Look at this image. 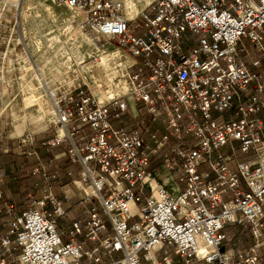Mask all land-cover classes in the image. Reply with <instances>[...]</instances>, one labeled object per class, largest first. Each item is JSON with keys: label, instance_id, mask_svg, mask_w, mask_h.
<instances>
[{"label": "built area", "instance_id": "2783aa9c", "mask_svg": "<svg viewBox=\"0 0 264 264\" xmlns=\"http://www.w3.org/2000/svg\"><path fill=\"white\" fill-rule=\"evenodd\" d=\"M51 1L81 15L93 44L124 53L111 60L116 97L99 102L82 75L46 84L56 130L42 145L65 144L80 201L104 218L89 206L83 226L59 229L71 192L52 191L24 132L17 152L44 184L30 207L0 206V264H264V0H149L133 18L128 0ZM22 14V0H0V104L15 98L27 59ZM163 168L176 194L156 176ZM227 226L247 228L252 243L224 249Z\"/></svg>", "mask_w": 264, "mask_h": 264}, {"label": "rangeland", "instance_id": "374dc122", "mask_svg": "<svg viewBox=\"0 0 264 264\" xmlns=\"http://www.w3.org/2000/svg\"><path fill=\"white\" fill-rule=\"evenodd\" d=\"M22 13L19 32L27 59L24 60V69L17 79L15 98L7 95L0 104V130L3 131L2 136L10 137L9 133L14 127L21 125L18 128L19 134L13 137L27 131L39 137L40 131L37 129L44 126L52 127L53 133L56 130V116L45 88L42 87L44 82L51 88L82 75L93 85V89L99 83L103 90H107L108 85L102 76L103 69L98 63V57L115 52L112 58L115 59L124 53L116 47L109 49V44L104 49L93 44L79 31L81 15L65 4L53 3L51 0H22ZM123 62H129L128 58L124 61L120 58L119 63ZM117 63L118 61H110L115 70H118ZM111 76L108 72L107 77ZM118 77L120 79L119 70ZM66 156L70 159L67 154ZM156 176L162 181L165 178L163 172ZM80 194L81 198L83 192ZM81 207L83 206L80 209Z\"/></svg>", "mask_w": 264, "mask_h": 264}, {"label": "crops", "instance_id": "0c3cea01", "mask_svg": "<svg viewBox=\"0 0 264 264\" xmlns=\"http://www.w3.org/2000/svg\"><path fill=\"white\" fill-rule=\"evenodd\" d=\"M135 2L140 1L137 3V7L135 10H133V14L129 18H133L136 14L140 12V10L143 8L144 4L141 0H133ZM129 8V7H128ZM262 64L264 65V59L261 60ZM251 68V67H250ZM33 121H31L32 123ZM121 125H125L127 127H130L131 122L128 119H124L121 123ZM22 127L20 126H15L14 130L9 133L10 137H6L5 135L2 136L3 131L0 130V176L2 180L0 181V190L2 191V199H0V206L6 204V203H19L20 197L18 195V189L20 187H24L26 185V176L37 167L38 163L32 160L29 157H26L24 155H20L17 152L16 149V137H13L17 134H19L18 128ZM40 131L39 137H35V149L37 153L39 154L40 157V162L46 166L47 169V174L50 176L49 178V183L51 186L52 191L55 194H60V191L67 187L70 192H71V199L67 204V211L64 217L60 218L59 220V229H64V228H69L71 223L74 221H77L80 223L81 226H83L84 221L86 219V210L89 208V206H95L101 215L102 218H104V215L101 211V209L98 207L97 203L94 200H91L89 202H86V205H83L85 203L80 201V192L82 191L79 187V183H76L78 179V169L79 166L77 163H72L70 159L66 156L65 152V144L63 146L57 147V149H54L51 151L49 155L43 152L42 149V142L46 141L54 136L53 133V128L51 129L50 126H44L43 128L37 129ZM16 156L18 159H21L23 157L26 158L27 164H15L16 166V179L13 181L11 180L12 178L10 177L11 171H10V164H7L8 162V157L9 156ZM67 157V158H66ZM44 158H47L45 161ZM61 163V164H59ZM62 169H66L69 172L70 175V180L66 183H61L58 181H53L51 180L56 174L61 173ZM163 172L165 174V178L162 181L169 191L172 194H176L178 191L177 184L174 180V177L172 174H170L166 169L163 168L160 173ZM157 173V174H160ZM55 174V175H54ZM37 176L40 174L36 173ZM75 180V182H74ZM40 182L34 183L35 186V193L34 194H29L30 200L32 198L38 197L41 193V188L44 184V181L42 179L40 185L38 186ZM78 184V185H77ZM82 197V196H81ZM74 201V202H72ZM81 207L80 209V206ZM264 233V230H263ZM108 234V231H102L101 235L104 236ZM225 234L226 238L224 240L223 248L228 250V249H233V250H240L242 248L247 247L248 245L251 244V235L248 231L247 228H243L241 226L237 227H230L227 226L225 227ZM70 235L67 233L63 235L64 240L70 239ZM76 242H80L84 240V234L78 233L75 234L72 238ZM87 245V244H86ZM259 254L264 260V246L259 249ZM159 256H161V252L158 253ZM111 258L113 259H119L121 257V254L119 252H113L110 254ZM145 264V263H143Z\"/></svg>", "mask_w": 264, "mask_h": 264}, {"label": "trees", "instance_id": "16d2710c", "mask_svg": "<svg viewBox=\"0 0 264 264\" xmlns=\"http://www.w3.org/2000/svg\"><path fill=\"white\" fill-rule=\"evenodd\" d=\"M119 124V123H118ZM52 129V127H50ZM64 143H59L55 146H52V147H45L42 145V149H43V152L46 153L47 155H49L51 153V151H53L54 149H57V147L59 146H63ZM64 147V146H63ZM45 161L47 160V158H44ZM70 161L72 163H76L74 162L73 160L70 159ZM7 164H10V171H11V180H15L16 179V166H14L15 164H27V160L25 157L21 158V159H18L15 155L14 156H9L8 157V162ZM159 165V162H154L153 163V168L154 167H157ZM69 172L71 171H68V170H64L62 169L61 170V173L59 174H54L55 176L51 179L53 181H58L60 180L59 182L61 183H66L70 180V175H69ZM26 185L24 187H20L18 189V195L20 197V201L19 203H14V210L17 211V212H20L21 210L25 209V208H28L32 205L33 201L30 200L29 198V194H34L35 193V186H34V183H38L42 181V177L39 175L37 176L36 173L34 172H30L26 177ZM40 183L38 184V186L40 185ZM2 199V198H1ZM251 243H252V239H251Z\"/></svg>", "mask_w": 264, "mask_h": 264}, {"label": "bare ground", "instance_id": "6f19581e", "mask_svg": "<svg viewBox=\"0 0 264 264\" xmlns=\"http://www.w3.org/2000/svg\"><path fill=\"white\" fill-rule=\"evenodd\" d=\"M141 1L143 2L144 6L149 2V0H141ZM128 7L129 8H127V16L130 17L133 14V10L136 9L137 4L133 0H128ZM137 9H138V7H137ZM94 47H96V46H94ZM115 54H116L115 52H112V53H106L104 55L99 56L98 63H100V65L103 69V73H102L103 75L102 76L105 77V81L108 85L107 90H103L99 86V84L97 85L96 89L93 90V94L95 95V97L98 99L99 102H102L106 99H110V98H113V97L120 95L124 89L123 85H122V83H120V79L118 77V70H115L113 68V66H111V64H110V61L115 56ZM82 61H84V60H82ZM111 69H113V70H111ZM108 72H110L112 74L111 77H107ZM45 83L46 82L43 83L42 87L45 88L44 91L46 92V84ZM58 132L61 133V130L58 129Z\"/></svg>", "mask_w": 264, "mask_h": 264}]
</instances>
